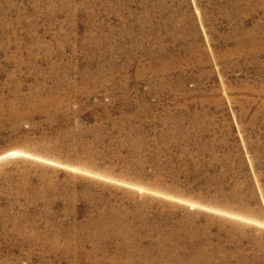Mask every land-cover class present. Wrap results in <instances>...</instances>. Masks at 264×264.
I'll list each match as a JSON object with an SVG mask.
<instances>
[{
  "label": "rangeland",
  "instance_id": "rangeland-1",
  "mask_svg": "<svg viewBox=\"0 0 264 264\" xmlns=\"http://www.w3.org/2000/svg\"><path fill=\"white\" fill-rule=\"evenodd\" d=\"M0 264H264V0H0Z\"/></svg>",
  "mask_w": 264,
  "mask_h": 264
}]
</instances>
